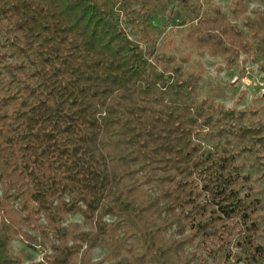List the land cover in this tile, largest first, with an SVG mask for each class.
Instances as JSON below:
<instances>
[{
	"label": "trees",
	"instance_id": "1",
	"mask_svg": "<svg viewBox=\"0 0 264 264\" xmlns=\"http://www.w3.org/2000/svg\"><path fill=\"white\" fill-rule=\"evenodd\" d=\"M153 2L0 0V264H264V120L199 94L204 56L264 71V0H180L179 53Z\"/></svg>",
	"mask_w": 264,
	"mask_h": 264
},
{
	"label": "rangeland",
	"instance_id": "2",
	"mask_svg": "<svg viewBox=\"0 0 264 264\" xmlns=\"http://www.w3.org/2000/svg\"><path fill=\"white\" fill-rule=\"evenodd\" d=\"M208 4L220 5L224 12H228V5L231 0H204ZM249 10L256 6L255 0H248ZM180 0H154L152 5L153 19L151 27H147L145 31L146 38H173L174 50L176 52L183 51L182 30L187 26L177 25V22H172L169 14H180L186 18L188 15L187 9L183 8ZM170 17V18H169ZM180 18L179 20H181ZM241 23H238L240 25ZM175 30V33H171ZM245 56L239 57L238 63L228 68L221 60L216 57L204 56L201 61L205 66L204 79L200 84V96L215 100L225 108L233 109H256L264 120V71L260 70L259 64L261 60L247 59ZM244 66V71L242 67ZM245 80V83L243 81ZM236 161L241 162V175L248 176V183L251 184L254 196L258 197L262 203L259 210L261 221L264 222V182L259 177L253 163V158L247 153H241L237 156ZM82 223L80 216H71L67 220V224ZM34 236L33 234L30 235ZM44 249L47 246H42L39 240L34 241L30 237L16 239L12 244L14 254L21 256L24 262L38 261ZM233 252H236L233 250ZM104 253L103 249H95L93 257L100 258Z\"/></svg>",
	"mask_w": 264,
	"mask_h": 264
},
{
	"label": "built area",
	"instance_id": "3",
	"mask_svg": "<svg viewBox=\"0 0 264 264\" xmlns=\"http://www.w3.org/2000/svg\"><path fill=\"white\" fill-rule=\"evenodd\" d=\"M245 80H246V79H243L244 83H245Z\"/></svg>",
	"mask_w": 264,
	"mask_h": 264
}]
</instances>
